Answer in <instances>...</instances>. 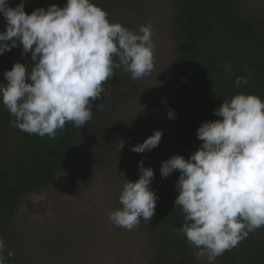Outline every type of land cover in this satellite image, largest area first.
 I'll return each mask as SVG.
<instances>
[{"label":"clouds","instance_id":"9594fccd","mask_svg":"<svg viewBox=\"0 0 264 264\" xmlns=\"http://www.w3.org/2000/svg\"><path fill=\"white\" fill-rule=\"evenodd\" d=\"M0 14L6 21L0 55L22 45V55L31 53L34 62L30 72L16 62L3 73L7 83H0V103L15 118L10 127L50 139L68 122L83 128L115 69L123 68L133 80L154 69L151 23L133 32L110 23L107 11L92 0H67L63 7L51 4L31 14L25 12L24 0L14 8L0 0ZM224 67L231 72L230 64ZM242 83L248 79L238 76L235 84ZM214 115L222 119L202 122L197 129L202 142L198 150L188 159L174 155L160 168L164 178L180 172L174 205L185 223L175 231L187 239L195 259L207 257L208 264L264 227V100L239 93L223 100ZM168 116L174 118V113ZM162 135L155 130L131 151L152 150ZM138 170V180L125 179L119 195L122 207L107 212L115 226L129 231L141 221L149 224L156 211L157 196L150 188L154 172L143 161ZM5 248L0 237V264L14 255L8 250L5 257Z\"/></svg>","mask_w":264,"mask_h":264},{"label":"rangeland","instance_id":"374dc122","mask_svg":"<svg viewBox=\"0 0 264 264\" xmlns=\"http://www.w3.org/2000/svg\"><path fill=\"white\" fill-rule=\"evenodd\" d=\"M16 7L21 0H7ZM264 34V0H233ZM62 0H24L25 12L45 10ZM113 10L127 28L138 32L149 22L154 43V69L140 79H131L117 69L116 84L105 88L93 110V121L80 128L74 153L58 172L53 185L26 196L10 224L15 248L32 264H152L149 224L134 230L115 226L108 211L120 209L125 179L139 176L138 164L149 168L177 155L164 112V92L171 74L174 39L171 29V0H126ZM6 21L0 14V32ZM8 43H11L9 41ZM22 45L0 55V83L14 63H33L31 53L22 55ZM2 104V103H0ZM89 122H91L89 124ZM155 130H162L159 145L136 153L131 146L142 143ZM1 132V129H0ZM123 147L119 150L120 144ZM179 171L168 178L176 185ZM178 264H208L196 260L193 252L172 258ZM216 264V262H215Z\"/></svg>","mask_w":264,"mask_h":264},{"label":"trees","instance_id":"16d2710c","mask_svg":"<svg viewBox=\"0 0 264 264\" xmlns=\"http://www.w3.org/2000/svg\"><path fill=\"white\" fill-rule=\"evenodd\" d=\"M62 2L63 7L67 0ZM92 2L107 11L110 23L118 22L127 28L113 14L114 8L126 0ZM171 6L174 53L163 109L177 155L188 159L202 143L197 138L201 123L222 119L214 115V110L223 100L239 93L264 100V34L233 0H171ZM33 64L26 72H30ZM229 64L232 70L226 73L224 66ZM114 72L104 88L115 86L117 69ZM238 76L246 77L248 83L236 85ZM98 103V99L93 102L92 111ZM169 111L174 113V118H169ZM13 119L0 104V237L5 241V257L8 250L14 252L5 264H32L15 248L10 224L26 196L53 185L56 175L74 153L80 128L68 122L50 139L47 135L41 137L10 127ZM159 163L150 167L154 172L150 188L157 196L155 215L149 222L152 264H166L172 258L193 252L187 239L175 231L185 219L174 205L178 195L175 185L168 177L161 176ZM139 176H132L130 181L138 180ZM215 262L264 264V227L250 233Z\"/></svg>","mask_w":264,"mask_h":264}]
</instances>
